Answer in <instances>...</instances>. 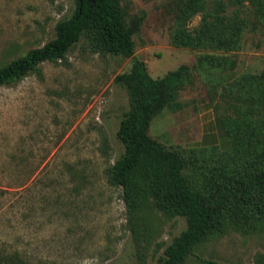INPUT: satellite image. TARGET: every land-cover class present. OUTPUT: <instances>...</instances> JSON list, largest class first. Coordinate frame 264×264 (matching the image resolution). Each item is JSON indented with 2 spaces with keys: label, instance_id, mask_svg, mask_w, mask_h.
<instances>
[{
  "label": "rangeland",
  "instance_id": "1",
  "mask_svg": "<svg viewBox=\"0 0 264 264\" xmlns=\"http://www.w3.org/2000/svg\"><path fill=\"white\" fill-rule=\"evenodd\" d=\"M189 1L120 0L126 25H136L133 57L152 78L180 72L147 134L181 155L184 178L211 210L206 235L182 264H264V193L244 203L234 188L250 185L262 167L254 153L263 135L241 114L256 125L264 119V105L257 109L243 87L264 73V20L248 1L200 0L208 10L222 1L229 16L241 10L239 46L176 44L201 21L200 6L183 15ZM74 8L75 0H0V67L53 39ZM131 64L92 52L82 37L63 59L0 87V264H159L185 229L184 217L165 214L151 196L130 209L110 181L130 103L114 78ZM206 115L224 122L232 149L201 143Z\"/></svg>",
  "mask_w": 264,
  "mask_h": 264
},
{
  "label": "trees",
  "instance_id": "2",
  "mask_svg": "<svg viewBox=\"0 0 264 264\" xmlns=\"http://www.w3.org/2000/svg\"><path fill=\"white\" fill-rule=\"evenodd\" d=\"M244 1L252 6L250 9L256 18L264 20V0H230V3L239 6ZM213 4V8L208 10L200 5V0L189 1L183 15L189 16L195 10L193 7L200 6L201 21L183 39L175 38L176 44L212 49L239 46L238 37L246 26L240 17L241 10L235 9L229 16L224 14L222 1H214ZM135 29L136 25H126L120 0H75L71 16L56 23L53 39L0 67V87L26 77L40 63L63 59L82 37L87 39L92 52L131 57L130 70L114 78V83L126 87L130 103L116 131L124 151L109 169L110 181L123 189L130 209H136L146 196H151L154 206L165 214L184 217L185 229L172 239L159 259V264H182L206 235L212 215L210 208L191 190L184 178L186 163L181 155L166 150L162 143L147 134L152 116L171 98L169 86L180 79V72L152 78L145 65L133 57L132 35ZM244 81L243 87H249V92H252L248 98L258 109L259 104L264 105V73L244 78ZM241 118L247 124L246 128L251 127L263 135V138L256 139L261 146L254 153L261 169L253 176L250 185L242 188L234 183L238 199L247 203L264 193V119L256 125L248 119V113L242 112ZM221 122L228 136L225 124ZM228 138L230 147L226 150L233 146L231 137ZM204 263L214 264L211 261Z\"/></svg>",
  "mask_w": 264,
  "mask_h": 264
},
{
  "label": "crops",
  "instance_id": "3",
  "mask_svg": "<svg viewBox=\"0 0 264 264\" xmlns=\"http://www.w3.org/2000/svg\"><path fill=\"white\" fill-rule=\"evenodd\" d=\"M203 114H208V111H204ZM206 128L202 130L200 140L202 144L217 145L223 150L230 147L228 137L223 133L221 123L214 116L206 115L204 117Z\"/></svg>",
  "mask_w": 264,
  "mask_h": 264
}]
</instances>
